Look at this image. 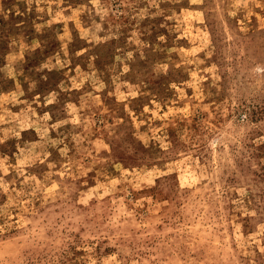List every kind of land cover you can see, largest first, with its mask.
I'll return each instance as SVG.
<instances>
[{
  "label": "rangeland",
  "instance_id": "rangeland-1",
  "mask_svg": "<svg viewBox=\"0 0 264 264\" xmlns=\"http://www.w3.org/2000/svg\"><path fill=\"white\" fill-rule=\"evenodd\" d=\"M0 264H264V0H0Z\"/></svg>",
  "mask_w": 264,
  "mask_h": 264
}]
</instances>
